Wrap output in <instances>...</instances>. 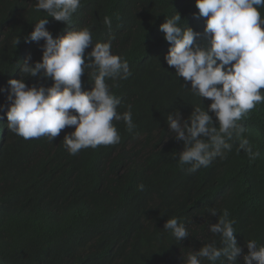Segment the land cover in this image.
Masks as SVG:
<instances>
[{
    "label": "clouds",
    "instance_id": "9594fccd",
    "mask_svg": "<svg viewBox=\"0 0 264 264\" xmlns=\"http://www.w3.org/2000/svg\"><path fill=\"white\" fill-rule=\"evenodd\" d=\"M259 8L264 0H37V11L68 25L77 11L104 37L94 38L82 27L54 38L45 27L48 18L39 20L23 39L44 41L42 61L30 63L29 56L20 69L54 83L28 87L23 75L10 79L7 127L26 140L53 142L75 126L63 140L71 155L117 144L121 137L114 121L123 120L129 130L135 125L131 106L118 112L121 101L106 83L130 75L116 50L138 57L139 66L160 60L190 94L165 107L150 134L151 147L133 160L151 165L169 159L191 184L215 195L223 211L208 209L218 217L209 230L220 237L219 246L203 245L183 257L184 264H216L222 257L221 264H238V258L264 264V219L253 217L264 211V121L257 112L264 105V17ZM87 70L94 84L89 91L82 88ZM153 151L157 157L149 159ZM163 229L177 241L190 236L177 218L168 219Z\"/></svg>",
    "mask_w": 264,
    "mask_h": 264
},
{
    "label": "trees",
    "instance_id": "16d2710c",
    "mask_svg": "<svg viewBox=\"0 0 264 264\" xmlns=\"http://www.w3.org/2000/svg\"><path fill=\"white\" fill-rule=\"evenodd\" d=\"M36 2L0 0V264H184L183 257L203 245L215 241L219 246L220 237L209 230L218 217L208 213L214 207L223 214L218 198L199 190L197 182L192 185L169 159H155L154 151L149 152V159L156 160L151 165L133 160L151 147L150 134L165 107L190 94L183 81L167 75L160 60L139 66L138 57L114 51L127 60L130 75L106 83L121 101L118 112L131 106L135 125L129 130L123 120L114 121L121 137L117 144L71 155L63 140L75 126L63 129L53 142L47 137L26 140L8 129V81L23 75L28 87L54 83L39 75L27 77L20 69L29 56L30 63L42 61L44 41L23 39L39 20L48 18L45 27L54 38L82 27L94 38L104 37L77 11L68 25L37 11ZM258 10L264 17V8ZM90 51L85 50L86 63ZM87 71L85 91L94 86L92 71ZM261 108L257 112L264 121ZM260 213L253 217L264 219ZM171 218L185 224L190 236L184 241L163 229Z\"/></svg>",
    "mask_w": 264,
    "mask_h": 264
}]
</instances>
